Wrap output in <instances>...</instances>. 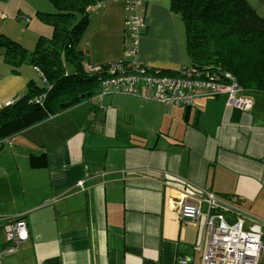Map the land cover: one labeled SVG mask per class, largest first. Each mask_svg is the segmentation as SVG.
Returning <instances> with one entry per match:
<instances>
[{
	"label": "crops",
	"instance_id": "obj_1",
	"mask_svg": "<svg viewBox=\"0 0 264 264\" xmlns=\"http://www.w3.org/2000/svg\"><path fill=\"white\" fill-rule=\"evenodd\" d=\"M4 1L1 36L27 50L51 37L42 1ZM140 1L145 27L133 57L123 1L91 8L79 46L89 66L125 59L190 67L170 0ZM243 1L264 11V0ZM2 56L0 106L42 82L33 68L12 73ZM239 95L248 110L230 108L225 95L189 107L104 95L1 139L0 264H200L198 227L181 221L177 208L182 196L201 198V189L228 201L229 220L252 222L264 237V223L250 220L264 218V95ZM20 218L28 238L14 248L6 234ZM261 257L264 249L257 264Z\"/></svg>",
	"mask_w": 264,
	"mask_h": 264
},
{
	"label": "trees",
	"instance_id": "obj_2",
	"mask_svg": "<svg viewBox=\"0 0 264 264\" xmlns=\"http://www.w3.org/2000/svg\"><path fill=\"white\" fill-rule=\"evenodd\" d=\"M48 1L55 9L54 14H45L53 29L51 37L39 38L27 50L0 35L2 57L11 72L17 73L22 66L33 68L43 83L29 82L23 95L0 106V140L92 98L122 95L100 94L118 69L130 73L143 68L125 59L114 66H89L80 40L91 8L106 0ZM170 9L184 20L190 59L186 69L197 70L199 76L194 78L208 73L223 79L228 73L242 90L264 95V17L257 16L243 0H170ZM143 70L155 76L180 75L179 71Z\"/></svg>",
	"mask_w": 264,
	"mask_h": 264
},
{
	"label": "built area",
	"instance_id": "obj_3",
	"mask_svg": "<svg viewBox=\"0 0 264 264\" xmlns=\"http://www.w3.org/2000/svg\"><path fill=\"white\" fill-rule=\"evenodd\" d=\"M122 1L125 11V33L131 42L126 56L130 57L136 54L138 38L145 27L144 11L140 0ZM132 65L136 68L139 66L135 63ZM143 68H137L130 73L118 69L116 75L104 83L100 95L118 93L156 101L166 107H189L196 98H216L225 95L227 106L230 108L239 111L250 108V103L239 95L243 90L228 73L224 74L223 79L208 73L200 78H194L195 75L199 76L197 70L185 68L179 70L180 75L177 77H166L148 75L144 73ZM82 184L83 181H80L77 186L83 190ZM201 191L203 196L195 202L182 196L177 208L181 221L198 227L201 243L196 249L201 255L200 264H257L264 249L263 232L258 234L245 230V221L241 219L229 220L227 213H230L231 206L214 194L203 189ZM26 228L22 218L16 221L7 230L8 243L16 248L19 243L26 241L28 238ZM186 262L188 261L181 260L179 263Z\"/></svg>",
	"mask_w": 264,
	"mask_h": 264
},
{
	"label": "rangeland",
	"instance_id": "obj_4",
	"mask_svg": "<svg viewBox=\"0 0 264 264\" xmlns=\"http://www.w3.org/2000/svg\"><path fill=\"white\" fill-rule=\"evenodd\" d=\"M29 1V3L30 2H33V3H36L37 5H38V3H41V1H42V3L44 4L43 5V7H41V9L43 10V9H45V7H46V9L45 10H49V11H46V14H54L55 13V9H54V7L50 4V2L48 1V0H28ZM21 3H24V0H21L20 1ZM6 4H7V2H5L4 0H0V10H2V9H4L5 7H6ZM39 6V5H38ZM40 7V6H39ZM43 13H45V12H43ZM4 14H6L8 17H9V13H8V11H4ZM175 15V17H176V22H177V31L179 32V34L180 35H182V38H183V41H184V48H185V45H186V32H185V23H184V20L181 18V16H180V14H178V13H175L174 14ZM256 15L257 16H259V17H264V11H262V10H259V11H257L256 12ZM2 17V14H0V24L1 23H4V22H9V20H7V19H2L1 18ZM22 24H23V26H25L26 25V23L22 20ZM82 40H80V42H81ZM131 43V42H130ZM0 52H4V50L3 49H0ZM185 52H186V49H185ZM186 58L187 59H189V56L187 55V52H186ZM134 56V55H133ZM133 56H130V57H133ZM131 62L133 61V60H130ZM189 65H190V60H189V63H188ZM187 67H189V66H187ZM37 79V81H38V84H39V86H42L43 85V83L41 82V80L39 79V78H36ZM94 98H92L91 100H93ZM140 99V98H139ZM142 100V99H141ZM143 101H147V100H143ZM147 102H149V103H152V102H150V101H147ZM8 104V102L7 103H5V104H2L1 106H3V105H7ZM88 107H89V104L87 103L86 104ZM223 201H225L226 203H228V201H226V200H223ZM251 216H252V219H251V217H250V220H252V221H254V222H257V223H259V224H263L264 223V218H261V217H258V216H255V215H253V214H251ZM248 224H251V226L249 227L248 226ZM244 229L245 230H248V231H251V232H255V233H258V234H262V232H263V229H261V228H255L254 229V226H253V224H252V222L251 223H249V222H247V221H245V223H244ZM260 264H264V260L262 259V257H261V263Z\"/></svg>",
	"mask_w": 264,
	"mask_h": 264
}]
</instances>
